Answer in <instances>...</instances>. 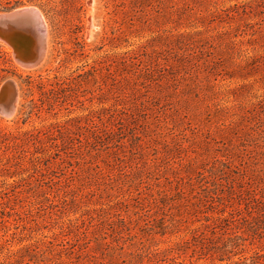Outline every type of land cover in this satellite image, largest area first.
<instances>
[{"label": "rangeland", "instance_id": "374dc122", "mask_svg": "<svg viewBox=\"0 0 264 264\" xmlns=\"http://www.w3.org/2000/svg\"><path fill=\"white\" fill-rule=\"evenodd\" d=\"M22 1L0 264H264V0Z\"/></svg>", "mask_w": 264, "mask_h": 264}, {"label": "water", "instance_id": "95a60500", "mask_svg": "<svg viewBox=\"0 0 264 264\" xmlns=\"http://www.w3.org/2000/svg\"><path fill=\"white\" fill-rule=\"evenodd\" d=\"M20 9L0 13V40L14 48L15 59L22 67L31 69L38 67L45 57L47 28L41 23L38 25L31 23L29 17L33 13ZM36 32H40L41 35L36 34ZM8 90H12L11 106L9 108L6 105ZM17 100L18 89L16 84L11 81L6 82L0 92V112L13 115Z\"/></svg>", "mask_w": 264, "mask_h": 264}, {"label": "bare ground", "instance_id": "6f19581e", "mask_svg": "<svg viewBox=\"0 0 264 264\" xmlns=\"http://www.w3.org/2000/svg\"><path fill=\"white\" fill-rule=\"evenodd\" d=\"M20 10H26V11H31L33 13V15H31L30 18V21L31 23L35 24V25H38L39 23L43 24L45 27H46V21H45V18L42 14V12L36 8V7H26V8H23V9H20ZM19 10V11H20ZM39 30V29H38ZM37 31V30H36ZM47 31V30H46ZM36 34H40V32H36ZM41 35V34H40ZM12 90H8V98H7V108H9L11 106V99H12ZM11 97V98H10ZM4 113V112H3ZM5 116H11V115H6L4 114Z\"/></svg>", "mask_w": 264, "mask_h": 264}, {"label": "trees", "instance_id": "16d2710c", "mask_svg": "<svg viewBox=\"0 0 264 264\" xmlns=\"http://www.w3.org/2000/svg\"><path fill=\"white\" fill-rule=\"evenodd\" d=\"M32 2L33 0H29ZM22 0H0V10H11L12 8L22 5Z\"/></svg>", "mask_w": 264, "mask_h": 264}]
</instances>
